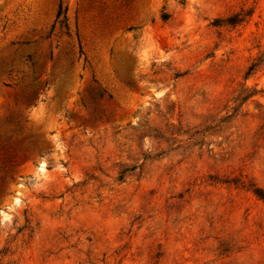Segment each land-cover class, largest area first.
<instances>
[{"label": "rangeland", "instance_id": "374dc122", "mask_svg": "<svg viewBox=\"0 0 264 264\" xmlns=\"http://www.w3.org/2000/svg\"><path fill=\"white\" fill-rule=\"evenodd\" d=\"M0 264H264V0H0Z\"/></svg>", "mask_w": 264, "mask_h": 264}, {"label": "trees", "instance_id": "16d2710c", "mask_svg": "<svg viewBox=\"0 0 264 264\" xmlns=\"http://www.w3.org/2000/svg\"><path fill=\"white\" fill-rule=\"evenodd\" d=\"M161 20H162V21H167V20H168V16H167L166 14H162V15H161ZM226 22H227L228 24H230V25H233V24L236 23V22H229V20L226 21ZM36 97H37V91H34V92H32V93L29 95V97H27L26 102L29 104V103H31L34 99H36ZM28 158H29V156H25L24 154H21V156L19 157V161L23 162V161L27 160Z\"/></svg>", "mask_w": 264, "mask_h": 264}]
</instances>
